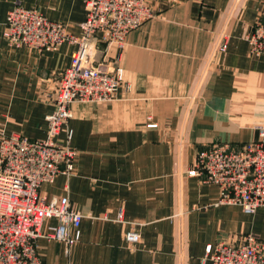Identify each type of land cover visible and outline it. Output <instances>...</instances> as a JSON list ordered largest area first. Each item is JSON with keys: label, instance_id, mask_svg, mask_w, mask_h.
<instances>
[{"label": "crops", "instance_id": "crops-1", "mask_svg": "<svg viewBox=\"0 0 264 264\" xmlns=\"http://www.w3.org/2000/svg\"><path fill=\"white\" fill-rule=\"evenodd\" d=\"M85 1L0 0L1 135L46 137L50 96L75 50L10 47L7 13L18 2L79 36ZM147 2L154 17L127 35L118 61L115 46L97 45L94 64L123 72L114 101L70 107L74 174L41 192L68 198L82 215L80 236L69 253L39 240L44 264H200L218 240H264V209L216 206L218 188L188 175L199 149L239 148L264 130V56H252L245 41L264 0ZM130 232L137 242L126 241Z\"/></svg>", "mask_w": 264, "mask_h": 264}, {"label": "built area", "instance_id": "built-area-1", "mask_svg": "<svg viewBox=\"0 0 264 264\" xmlns=\"http://www.w3.org/2000/svg\"><path fill=\"white\" fill-rule=\"evenodd\" d=\"M153 17L147 0H86L81 34L75 36L62 23L18 2L7 13L2 35L10 47L41 53L57 51L66 43L75 50L50 96L53 110L46 117V137L0 134V264H44L38 253L41 239L63 244L66 253L78 242L82 215L66 196L49 198L41 187L58 175L74 174L71 105L110 103L124 83L118 65L94 64L97 45L106 50L115 46L118 61L127 35ZM245 41L252 56H264V9ZM225 48L223 42L218 52ZM188 175L218 188L216 206H235L248 215L264 209V130L239 148L216 143L199 149ZM125 238L132 244L138 235L130 232ZM200 264H264V240L254 233L237 242L218 240L205 246Z\"/></svg>", "mask_w": 264, "mask_h": 264}]
</instances>
